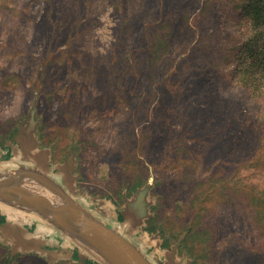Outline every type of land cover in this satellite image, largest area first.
<instances>
[{"label":"rangeland","instance_id":"1","mask_svg":"<svg viewBox=\"0 0 264 264\" xmlns=\"http://www.w3.org/2000/svg\"><path fill=\"white\" fill-rule=\"evenodd\" d=\"M0 175L152 264H264V0H0Z\"/></svg>","mask_w":264,"mask_h":264},{"label":"water","instance_id":"2","mask_svg":"<svg viewBox=\"0 0 264 264\" xmlns=\"http://www.w3.org/2000/svg\"><path fill=\"white\" fill-rule=\"evenodd\" d=\"M0 200L39 213L114 264H152L131 241L79 205L64 208L32 190L18 176L0 175Z\"/></svg>","mask_w":264,"mask_h":264},{"label":"crops","instance_id":"3","mask_svg":"<svg viewBox=\"0 0 264 264\" xmlns=\"http://www.w3.org/2000/svg\"><path fill=\"white\" fill-rule=\"evenodd\" d=\"M11 207L16 210L14 217H10L7 212L12 209ZM133 210L130 211L129 218L134 216ZM119 220L118 217L117 222H120ZM0 223L11 228L10 233L14 239L9 244L16 252L51 255L55 261L75 260L77 256L78 259L86 257L87 253L77 244L79 242L77 239L55 223L42 219L35 211L0 200Z\"/></svg>","mask_w":264,"mask_h":264},{"label":"trees","instance_id":"4","mask_svg":"<svg viewBox=\"0 0 264 264\" xmlns=\"http://www.w3.org/2000/svg\"><path fill=\"white\" fill-rule=\"evenodd\" d=\"M256 0H254V3H255ZM242 63H241V66H248L250 69L254 68L255 66H258L259 68L261 67L260 66V61H257V60H253V61H250V60H247L246 58H242L241 59ZM251 81H246V84H250Z\"/></svg>","mask_w":264,"mask_h":264}]
</instances>
